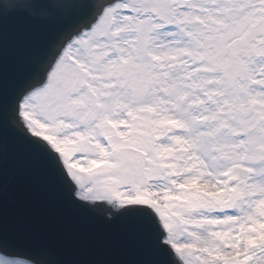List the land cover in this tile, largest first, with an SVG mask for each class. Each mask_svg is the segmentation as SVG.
Returning <instances> with one entry per match:
<instances>
[{
    "label": "snow or ice",
    "instance_id": "snow-or-ice-1",
    "mask_svg": "<svg viewBox=\"0 0 264 264\" xmlns=\"http://www.w3.org/2000/svg\"><path fill=\"white\" fill-rule=\"evenodd\" d=\"M0 264H264V0H0Z\"/></svg>",
    "mask_w": 264,
    "mask_h": 264
},
{
    "label": "water",
    "instance_id": "water-1",
    "mask_svg": "<svg viewBox=\"0 0 264 264\" xmlns=\"http://www.w3.org/2000/svg\"><path fill=\"white\" fill-rule=\"evenodd\" d=\"M110 210L108 208H101L96 210L95 219L88 221L89 228L97 233H105L107 230L105 228V225L107 224V217ZM119 226L114 228L112 231H118Z\"/></svg>",
    "mask_w": 264,
    "mask_h": 264
}]
</instances>
